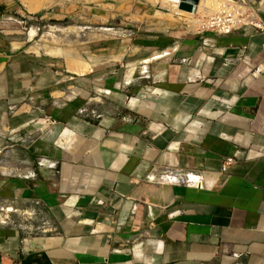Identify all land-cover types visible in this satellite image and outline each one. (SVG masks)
Here are the masks:
<instances>
[{
	"label": "crops",
	"instance_id": "0c3cea01",
	"mask_svg": "<svg viewBox=\"0 0 264 264\" xmlns=\"http://www.w3.org/2000/svg\"><path fill=\"white\" fill-rule=\"evenodd\" d=\"M247 1L264 25V0ZM74 9L89 18L69 0H0V124L36 132L32 145L47 159L38 181L3 178L0 203L33 201L48 221L34 237L1 225L0 264L30 255L50 264H264V29L180 26L147 38V74L118 92L117 105L91 118L76 102L53 116L34 106L49 95L53 64L21 49L31 35L16 40L22 28L10 14ZM120 84L113 75L101 87ZM227 157L236 162L222 172Z\"/></svg>",
	"mask_w": 264,
	"mask_h": 264
},
{
	"label": "rangeland",
	"instance_id": "374dc122",
	"mask_svg": "<svg viewBox=\"0 0 264 264\" xmlns=\"http://www.w3.org/2000/svg\"><path fill=\"white\" fill-rule=\"evenodd\" d=\"M69 1L79 9L89 8V18L75 9L71 10V15L62 18L40 17V14L18 17L16 13H9L16 16L20 22L19 28H22L23 35L19 34L22 37L16 40L21 41L23 38L26 41L29 33L31 35V39L21 49L53 64L49 78L52 84L46 90L49 95L46 99H37L34 105L43 112L53 113L52 109L56 107L71 106L77 102L84 106L85 115L96 118L97 112H103L105 106L106 109H112L118 104L115 96L119 97L121 89H130L127 86L139 77L138 72L147 74L144 67H148L147 61L151 58L147 57L145 45L142 44L147 38L180 26L195 32L197 26L202 24L200 22L192 27L184 21L186 17L181 11L183 9L179 10L177 4L169 0H122V4H129V7L121 11L113 6L114 0ZM196 11L197 8L194 13ZM209 14L197 11L194 19L202 21V17ZM180 16L183 18L179 19ZM69 56L70 61L67 58ZM72 59L86 66L94 65L84 74L76 75L69 69ZM133 66L132 79L126 83L125 76ZM113 75H117L121 84L118 89H110L105 93L101 85L106 77ZM133 84L142 86L143 82L139 80ZM75 90H79L78 93L70 98L61 95L65 93L69 96ZM45 118L48 122L53 121V118L44 116L41 119L43 123ZM35 136L36 132L29 134L25 129H11L0 124V181L6 177H32L31 181H38L47 159L40 155L37 146L32 145ZM2 169L6 170L4 176L1 174ZM36 207L35 202L23 199H11L4 205L0 203V226L21 230L23 237H34L39 227L48 222L44 216L46 213H36Z\"/></svg>",
	"mask_w": 264,
	"mask_h": 264
},
{
	"label": "built area",
	"instance_id": "2783aa9c",
	"mask_svg": "<svg viewBox=\"0 0 264 264\" xmlns=\"http://www.w3.org/2000/svg\"><path fill=\"white\" fill-rule=\"evenodd\" d=\"M217 6L207 16L202 17V24L197 26V32L230 33L241 27L251 26L263 30L264 25L259 18L258 11L247 0H218ZM193 13V12H192ZM197 13V11H196ZM194 13V14H196ZM236 162L235 157H227L222 163L221 170L226 172L228 167ZM189 181L196 182L199 178L193 175Z\"/></svg>",
	"mask_w": 264,
	"mask_h": 264
},
{
	"label": "bare ground",
	"instance_id": "6f19581e",
	"mask_svg": "<svg viewBox=\"0 0 264 264\" xmlns=\"http://www.w3.org/2000/svg\"><path fill=\"white\" fill-rule=\"evenodd\" d=\"M86 1V0H84ZM173 3H176L178 6V9H180V0H169ZM218 0H199L198 4H197V11H201L202 13L205 14H209L210 12H212V10L217 6L218 4ZM174 11V10H173ZM178 11V10H176ZM183 11V10H181ZM175 12V11H174ZM187 12V13H186ZM184 15L186 18H184V21L186 20L187 22H189L191 24V26L193 27L194 25L199 24L202 21H198L196 19H194L195 15L194 13L188 12V11H184ZM183 18V17H182ZM181 16L179 19H182ZM49 50V49H48ZM53 50V49H52ZM47 52V51H46ZM67 54V53H66ZM68 56V54H67ZM71 56V55H70ZM70 56L67 57L68 60L70 61ZM74 58V57H73ZM73 60V59H72ZM71 60V61H72ZM72 65L70 66V69L74 72V73H83L84 71L89 69V65H85L83 62H75V60L72 61Z\"/></svg>",
	"mask_w": 264,
	"mask_h": 264
},
{
	"label": "trees",
	"instance_id": "16d2710c",
	"mask_svg": "<svg viewBox=\"0 0 264 264\" xmlns=\"http://www.w3.org/2000/svg\"><path fill=\"white\" fill-rule=\"evenodd\" d=\"M21 264H50V262L45 255H42L40 258L30 255L23 259Z\"/></svg>",
	"mask_w": 264,
	"mask_h": 264
},
{
	"label": "water",
	"instance_id": "95a60500",
	"mask_svg": "<svg viewBox=\"0 0 264 264\" xmlns=\"http://www.w3.org/2000/svg\"><path fill=\"white\" fill-rule=\"evenodd\" d=\"M199 0H180L182 8L187 7L186 11L194 12Z\"/></svg>",
	"mask_w": 264,
	"mask_h": 264
}]
</instances>
